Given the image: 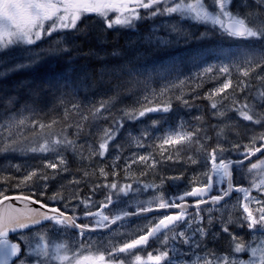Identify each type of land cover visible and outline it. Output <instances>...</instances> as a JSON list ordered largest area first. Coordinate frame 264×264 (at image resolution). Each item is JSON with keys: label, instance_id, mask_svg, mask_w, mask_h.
<instances>
[{"label": "snow or ice", "instance_id": "obj_1", "mask_svg": "<svg viewBox=\"0 0 264 264\" xmlns=\"http://www.w3.org/2000/svg\"><path fill=\"white\" fill-rule=\"evenodd\" d=\"M140 9H152L149 13L151 16L166 15L176 16L179 20H191L197 24L208 26L204 33H201L199 39H207L210 33L218 32L220 35L233 41L244 43L237 44L233 47H218L208 49V53L221 59L220 65H208L203 69L202 74L211 73L214 67H218L220 73H229L230 67H236L240 74L247 78L257 68L264 67V0H0V53L13 55V50L20 46H32L46 37H52L53 33L83 31L78 27L80 21L87 15L95 14L102 18L104 25L111 29L117 26L133 27L134 21L141 19ZM115 13V16L109 19V15ZM169 31L178 35H186L178 24L171 25ZM68 41L65 37H60L52 42L47 49L39 53H32L31 48L25 51L30 54L32 63L47 58L45 62L58 61L62 53H68L66 47ZM135 43V42H134ZM133 43V46H134ZM149 50L163 49L166 50L171 46L170 38H161L156 35L155 30L143 38ZM148 52L143 53L147 56ZM205 53L196 52L191 55L193 62L203 58ZM140 55H134L133 59H140ZM182 59V58H181ZM4 57L0 56V62ZM223 61H227L224 63ZM131 63V61H130ZM243 65V66H241ZM25 67L22 63L5 64L0 75H6L8 71L19 70ZM126 70L125 67L114 69L119 72ZM129 71H131L129 69ZM87 79V75L85 74ZM258 79L264 80V76H258ZM181 85L184 81L179 82ZM173 87L176 85L173 84ZM249 85L245 80H239L235 89L244 91ZM233 88V81L228 75L224 82L208 93V98L213 100L212 109H217L215 97L220 96L221 102L227 99L224 94L228 89ZM168 91L162 89L159 93L154 90L151 93V99L148 95L144 96L145 103L138 108L125 109L123 117L114 121L115 127L104 129L100 138L98 148L90 155H99L103 157L109 150V145L115 139L120 128L123 127V119L139 120L148 113L166 114L171 111L172 105L170 100L157 101V97H163ZM35 95V93H34ZM184 104L188 101L183 96L176 97ZM63 103V97L58 98ZM116 97H110L107 101H101L98 105L90 108L89 114L93 119L104 118L103 113L108 110ZM257 103L250 104L247 99L243 103L233 101V105L239 103L238 107H225L223 111H217L215 115L223 118L228 111H235L242 121L250 122L248 131H252V126H260L264 129V89H258L256 95ZM13 103L9 99L8 104ZM259 105V106H258ZM81 106L72 104L71 111L80 113ZM26 111H33L31 108ZM69 109L65 108V116ZM88 115L80 116L81 121H87ZM197 119H201L197 117ZM57 120L48 123L38 120H31L22 113H12L5 115L0 121V152L26 150L33 153L49 152L57 155L58 164L48 161L45 163L46 169H57L67 172V160L61 154V150L77 151L76 142L70 139L64 129L56 132L54 125ZM160 121L153 120L151 128L162 131V134L153 136L155 148L160 151L162 159L165 158L163 153L167 150L165 146L192 145L196 146V153H203V159L195 158L193 155L187 157L191 164H202L206 169L200 175L204 180L196 184V177L190 183L193 185L185 190L182 195L165 198L163 192L154 196L147 202H138L137 206L131 211L126 206L128 201L122 200L121 197H128L132 193L139 192L140 189H133L132 184L118 185V182L105 184L104 187L110 191L102 202V208L98 212L87 211L86 216L97 217L95 226L77 223L79 219L76 215H68L61 211L59 207H50L40 199H34L35 193L26 195L23 192L9 196L6 190H0V264H189L187 260H176L170 256V252L177 253L180 256L187 255L182 252L176 244L194 245L200 248L199 242L193 241V235L199 233L201 237L208 235L204 228V217L200 215L201 205L207 204L209 199L213 208L207 210L208 225L213 223V210L221 213L218 223L221 225V231L229 237V248L227 251L218 253L215 250H206L204 255H197L191 264H264V130L253 132L248 137V142L231 143L225 148L219 141L227 139L225 134L226 128L235 130V125L231 121H225L218 126L216 132L218 143L211 149L205 146V141L210 140L204 131L199 127L188 128L183 122H180L175 128L159 129ZM71 125H69L70 127ZM26 127L38 129L36 135L38 140L27 149L22 147V140L27 139L24 136ZM77 133L83 129V123H76ZM149 129H144L140 136L134 138L137 147H144V140L150 135ZM131 135V134H130ZM238 135V133H237ZM180 149H175V155L179 156ZM236 152L235 159L225 153ZM261 156L257 157V154ZM253 157H257L255 161ZM116 160L119 156L115 157ZM166 159L172 160L173 155H167ZM143 162L147 167L154 168L157 161L149 153L146 155L133 154L131 163ZM247 162V163H246ZM17 170L19 166L17 165ZM131 167V164L128 165ZM237 171L238 175L243 178L251 177L249 186L234 185L232 182L233 172ZM99 174L107 177L108 173L104 168L99 169ZM88 175L87 172L84 173ZM113 175H116L113 172ZM213 177H216L218 185L226 186L218 188L219 194L208 197L209 191L213 188ZM259 177V179H257ZM36 179L39 181H48L55 179V175H48L41 169H33L23 175L15 184L16 188L22 186L28 187L29 182ZM171 179H182L181 176L171 177ZM73 183L78 181L73 180ZM47 188V183L43 185ZM145 187H156L146 185ZM260 193L261 198L252 196V191ZM242 193L237 197L234 203H231L233 192ZM43 195V192L41 193ZM115 197V199H113ZM195 198L192 204L186 201V198ZM52 200L64 199L60 193L50 197ZM12 200L19 201L23 207H17ZM179 201V202H177ZM223 202V203H221ZM85 207L88 201H82ZM32 204L39 207H32ZM155 209L169 210L176 209L175 212L166 211L158 218H146V223L140 224L134 230L130 239L112 243L108 241L104 251L95 247L91 238L84 243L83 238L87 231H95L97 227L109 228L118 221H124L131 216H141L150 213ZM219 205V208L215 206ZM64 207H67L65 205ZM193 207L195 215L189 219L188 209ZM108 208L111 215L105 214L103 209ZM235 213V219L233 214ZM188 222L191 227L192 223L201 225L194 230L193 235L186 234L183 230H178L179 225ZM51 224V228L48 227ZM235 225L240 229H247L251 237L245 241L242 236L230 231V225ZM68 229L78 230V239L75 243H69L64 237ZM11 234H16L15 241L10 238ZM51 233V235H49ZM259 237V239H258ZM215 238V234H214ZM169 239L173 241V246L168 247ZM159 242L164 245L163 250H156V254L148 252L145 257L136 253L138 248L142 249L148 246L149 241ZM23 245V247H22ZM121 254H125L122 258ZM243 254H247L244 258ZM107 256V258H106Z\"/></svg>", "mask_w": 264, "mask_h": 264}, {"label": "trees", "instance_id": "obj_2", "mask_svg": "<svg viewBox=\"0 0 264 264\" xmlns=\"http://www.w3.org/2000/svg\"><path fill=\"white\" fill-rule=\"evenodd\" d=\"M146 13L147 11H143L144 15ZM150 19H152V17H149V20ZM147 22L145 21V17H143L138 23L137 29L139 31L130 33L125 29L101 32L94 30L93 27L85 21L84 17L78 24V27L82 28L83 31L80 33L74 32L75 34L73 36L66 39L68 42L65 46L69 48V52L62 53L58 61L45 62L47 58H44L36 63H31L30 54L25 51V49L29 47H21L19 51L13 55H7L4 61L0 62V72L3 71V65L5 64L19 62L25 65V67L19 70L8 71L6 75H0V121H2L5 115L12 113H22L31 120H38L44 123L57 120L58 123L53 126L56 132L59 133L61 129H64L65 134L70 139L74 140L77 145L76 152L70 149L61 150V152L65 154L68 169L82 174L85 168L90 169V166L94 162L103 163L101 167L108 173L107 177L105 178L97 173L96 177L92 178L93 180H88L80 192L83 198L91 196H94V198H102L110 191L108 188L104 187L105 184H111L113 182L119 183L126 176H139L142 172L147 171L149 167L143 162L131 163L134 153L136 155L146 156L151 153L152 157L157 161L154 168L162 164L169 154H172L178 162L184 163L188 162L187 157L189 155L201 159L203 153L197 155L195 144L178 145L175 146V148L172 146H165L167 150L163 153L165 158L162 159L160 151L155 148V144L158 143V141L153 140V136L162 134V131L151 128V120L160 121V130L175 128L180 122H183L185 126L190 129L199 127L204 130L201 135L206 133L208 137H211V141L207 140L204 142L205 146L209 149L216 147L218 143L216 139L218 126L222 125L225 121H231V123L235 125V130H228V128H226L225 134L227 139H221L219 141L220 143H224L232 138V143L244 144L245 142L243 139L237 138L241 137V135H245L244 138H246L247 143L248 137L252 135L253 132H259L258 129L260 126H252V131H248L247 129L249 126L239 125L238 121H240L241 118L235 111H232V116H235V118L232 119L229 118L230 114H226L221 119L217 117L215 113L219 108L224 110L225 107H238L239 103L245 101V99H241L243 93L247 95L246 99L250 104L257 103V90L264 89V80L258 79V76H264V67L257 68L247 78L243 77L236 67H230V72L227 74L220 73L218 67H214L211 73L202 74L203 69L208 65L218 66L222 62L221 59H217L215 56L209 54L208 49L221 46L223 48H229L244 42L230 40L220 35L218 32L210 33L207 39H199L198 37L200 34L204 33L208 26L197 24V30L192 36L178 41L173 40L171 46L166 50H149L148 46L143 43V38L152 33L148 32L151 26L150 24L148 25ZM142 30H145L149 34H142ZM155 33L161 38H166L163 31H155ZM93 34H95V37ZM83 36L86 37L83 38ZM106 37H110V39ZM54 40H56L55 37H46L39 41L37 45L30 46L32 53H39L41 50L47 49ZM146 51L148 54L144 56L143 53ZM196 52H203L205 54L202 59L193 62L191 55ZM136 54H139L141 58L134 60L133 57ZM223 62L227 63V61ZM63 65H67V67L63 68ZM121 67H125L126 70L119 72L113 71ZM129 69L131 71H129ZM85 74L88 77L87 79L85 78ZM42 75L44 76L42 77ZM228 75L231 76L233 81V88L228 89L222 94L228 97L222 102L220 96L215 97L217 109H212L211 103L213 100L208 98V93L216 87H219ZM181 80L184 81L182 85L179 83ZM239 80H245L249 85L244 91L235 89L236 83ZM173 84L176 86L173 87ZM165 88H167L168 91L163 97L158 96L157 101L170 100L172 105L170 112L166 114L148 113L139 120L124 118L123 127L119 129L118 134L113 140L115 141L114 146L110 147L103 157L90 155V153H94L98 148L101 138L99 134L104 129L114 128V121L123 117V111L125 109L138 108L141 104L145 103L144 96L148 95L151 99L153 90L159 93ZM181 95L188 101L187 105L176 98ZM61 96L63 97V103H60L58 99ZM110 97H116V99L111 107L103 113L104 118L93 119L88 110L98 105L101 101H107ZM9 99H11L13 103L8 104ZM234 100L239 103L233 105ZM72 104H79L81 106L80 113L71 111ZM26 107L33 109V111H26ZM197 107H200V109H197ZM65 108L69 109L67 116L64 114ZM198 110L200 111L197 112ZM81 114L88 115V120L81 121ZM197 117L201 119L198 120ZM142 121L147 122L144 129H149L151 134L144 140V147H137L134 138L139 137L144 130L139 126V122ZM76 123H83L84 125L79 133H77L75 127ZM69 125L71 126L69 127ZM37 132L38 129L26 127L24 136L27 137V139L22 140V147L24 149H27L29 145H33L34 141L39 139L36 135ZM0 140H2V138H0ZM226 145L230 146L228 142ZM226 145H224V147ZM176 148L180 149L179 156L175 155ZM54 155L55 153L52 152L47 154L39 152L33 153L20 149L16 151L0 152V190H6L7 195L19 194L21 192L31 195L34 192V197L37 199L66 210L61 203L57 204L50 199V187L47 190L43 188L45 183H52L54 179H49L46 182H36L34 178L32 182H29L28 187H15L18 180L22 178L25 173L33 169H41L50 176L55 175V177H58V173L63 166L55 170L44 168L45 163L48 161L58 164V159ZM225 155H229L231 158L235 159L237 153H225ZM116 156H119L118 160L115 159ZM129 164H131V167H128ZM17 165L19 166V170H17ZM113 172H115L116 175H113ZM213 179L215 180L214 192L219 194L218 188L224 185H218L216 183V177H213ZM250 179L251 177L247 176L241 178L236 171V183L248 187ZM257 179H259V177H257ZM184 191L172 193L165 198L182 195ZM42 192L43 195H41ZM113 199H115V197H113ZM191 199V197L186 198V200ZM102 202L100 203V207L102 206ZM204 211L205 208H201L200 214L203 215ZM81 212L82 211L77 212V214H81V216L76 215L79 217L78 221L87 224L89 217H85ZM104 213L111 215L108 208L104 209ZM189 214V216L195 215V210L189 212ZM94 218L97 219V217ZM185 223L186 222L180 225ZM155 243L156 242H153L151 245ZM151 245L143 249H137L136 252L147 250ZM124 255L125 254H121L122 257H124Z\"/></svg>", "mask_w": 264, "mask_h": 264}, {"label": "rangeland", "instance_id": "obj_3", "mask_svg": "<svg viewBox=\"0 0 264 264\" xmlns=\"http://www.w3.org/2000/svg\"><path fill=\"white\" fill-rule=\"evenodd\" d=\"M238 0H234V4L237 3ZM251 3V0H249ZM143 11H147V13L144 15ZM152 11V9H140V16L141 19L145 17V21L147 22L149 20V17H152L147 24H150V28L148 29V32H153L154 30L156 32L163 31L165 33L166 38H170L173 40H181L187 37L192 36L195 31L197 30V23L191 21V20H179L176 16H166V15H158V16H151L149 13ZM115 16V13H111L109 15V19L113 18ZM135 20L133 27H120L117 26L115 28H107L102 18L96 16L95 14L87 15L85 16V21L88 22L89 25L93 27L94 30L105 32L109 30H116L119 31L121 29H125L128 31V33L133 31H139L137 29L138 23L141 20ZM152 21V22H151ZM178 24L179 27L183 30L186 35H178L176 33H171L169 31L171 25ZM145 30H142L141 33L148 35L149 33ZM74 32H61V33H53L52 37H55V39H58L60 37H65L66 39L70 36H73ZM23 47H30V46H20L19 48ZM18 49L13 50V53H16L19 51ZM0 56H3L4 59L7 57L5 53H0ZM247 95L243 93V96L241 99H246ZM232 106L228 107L231 108ZM197 109H200V107H197ZM198 110L197 112H199ZM219 111H223V109L219 108ZM226 114H230L229 118H235V116H232V111H228ZM143 118V117H142ZM152 123V120L150 121ZM239 125L243 126H249L250 123L246 121H238ZM147 125L146 121L139 122V126L141 129H144V127ZM142 126V127H141ZM258 127V126H256ZM232 129V128H228ZM264 130L261 127H259L258 131ZM103 135V131L99 134ZM245 135H241V137L237 139H243V141L246 143V138H244ZM229 141L232 143L233 139H229L225 141L224 143L227 144ZM220 143V142H219ZM224 143H221L223 146L226 145ZM115 144V141L112 140V142L109 145L110 147H113ZM229 146H225V148H228ZM61 154L65 158V154L61 152ZM57 158V155H54ZM99 156V155H98ZM198 158V157H197ZM199 159V158H198ZM203 159V156L201 157V160ZM102 162H94L89 168H85L84 172L82 174H78L74 170L68 169L67 172L59 171L58 177L54 179V182H47V190L49 187L50 196H53L56 193H60L64 199L60 200H52L53 202L59 204L64 207L67 205V207H64V209L70 211V212H78V211H96V209L99 207L100 203L105 200V197L102 198H94V196L91 197H82L80 194L83 186H85V183L96 177V174L99 173L98 170L102 166ZM68 168V167H67ZM89 169V170H88ZM206 169L202 166V164H191L190 162H178L177 159L173 157L172 160L165 159L162 164L157 166V168H149L147 171L142 172L139 176L130 175L126 176L122 181L118 183V185L123 184H132L133 189L139 188L140 191L136 193L130 194L128 197H121L122 200L128 201L126 206L127 208L130 206H137L138 202H147L149 199H152L154 196L158 195L160 192H163L164 196L167 197L172 193L182 192L184 190L189 189L193 185L190 183V181L193 180L194 177H196V184H199L201 181L204 180V177L200 175L201 172L205 171ZM87 172L88 175L85 176L84 173ZM181 176L182 179H171V177ZM76 180L78 183H73L72 181ZM93 180V179H92ZM95 180V179H94ZM146 185H154L156 187H145ZM53 187V188H52ZM44 188V187H43ZM162 189V190H161ZM242 195H236L234 198L231 199V203H234L237 197H240ZM254 197L261 198L260 193L253 190ZM82 201H88L87 208L85 207L84 203ZM219 208V207H216ZM210 209V208H209ZM208 210V209H207ZM207 210L205 213L201 216L204 217L203 227L207 229L208 235L205 237H201L199 233H196L193 235L194 230L197 227H200L201 225H198L196 223H192L191 227L188 226V222H186L183 225H180L178 230H183L188 235H193V241L199 242L201 244L200 248H196L194 245L190 247V245H182L177 243L176 247L180 248L182 252H186L187 255L180 256L177 253L170 252V256H172L176 260H187L189 261V264H191L192 261H194L197 257V255H204V252L206 250H215L218 253H222L224 251H227L229 248V237L226 233H223L221 231V225L218 223V219L221 215L219 211L213 210L212 216H213V223L211 226L208 225V212ZM162 216L161 214H155L151 216H146L143 218L131 220L129 222H126L119 227L115 228L113 231L107 233V234H97V235H89L87 236V242L88 238L90 237L91 240L94 242L95 247L99 248L101 251H104L107 242L112 241V243H117L120 241H123L124 239H130L131 235L126 234H134V230L137 228L138 225L146 223V218H158ZM233 218L235 219V213L233 214ZM191 219V218H190ZM230 231L236 233L238 236H242L245 241H248L251 239L248 230L247 229H240L237 228L234 224L230 225ZM73 231L70 229L67 230L64 237H61V239H67L69 243H75L78 240V235L72 234ZM215 234V238H214ZM51 235V233H49ZM77 237V238H76ZM259 239V237H258ZM173 246V241L169 239L168 247ZM164 245H162L159 242H156L155 244L151 245V247L147 250H141L136 253L140 254L142 257L146 258V255L148 252H152L153 255L156 254V250H163ZM198 251V252H197ZM244 258H247V254H243ZM107 258V256H106ZM123 258V257H122ZM125 264H129V260H125Z\"/></svg>", "mask_w": 264, "mask_h": 264}, {"label": "water", "instance_id": "obj_4", "mask_svg": "<svg viewBox=\"0 0 264 264\" xmlns=\"http://www.w3.org/2000/svg\"><path fill=\"white\" fill-rule=\"evenodd\" d=\"M259 156H261V154H257V157H259ZM257 157H253L252 158V160L253 161H255L256 159H257ZM247 163V162H246ZM232 182H233V184H234V172H233V176H232ZM214 185H215V180L213 179V188L209 191V193H208V197H205V199H209L211 196H213V195H217V194H212V192H213V189H214ZM225 185H226V181H225ZM235 185V184H234ZM244 187H246V186H244ZM235 193H238V192H233L232 193V197H233V195L235 194ZM242 194V193H241ZM15 195H17V194H11V195H9V196H15ZM26 195H29V194H26ZM243 195V194H242ZM231 197V198H232ZM34 199H37L36 197H33ZM193 199H195V198H193ZM189 204H192L193 202H191V201H188V200H186ZM11 203H13L14 205H16L17 207H23V204L21 203V202H19V201H16V200H12L11 201ZM221 203H223V202H221ZM49 205V204H48ZM32 207H39V205H36V204H32L31 205ZM50 207H53L54 205H49ZM217 206H219V205H217ZM217 206H215V207H217ZM54 207H58V206H54ZM201 208L202 207H213V205L211 204V201H210V199H209V202L207 203V204H203V205H201L200 206ZM60 208V207H59ZM101 208H102V206L99 208V209H97L95 212H98V211H100L101 210ZM153 208H154V210L152 211V212H150V213H146V214H142L141 216H131V217H128V218H126L124 221H118L116 224H112L109 228H102V227H97L96 228V230L95 231H87L86 232V234H106V233H108V232H110V231H112L113 229H115L116 227H118V226H120L121 224H123L124 222H127V221H131V220H134V219H137V218H142V217H145V216H150V215H154V214H157V213H165L166 211H168V212H175V211H177L176 209H169V210H159V209H155V206H153ZM61 209V208H60ZM105 209V208H104ZM104 209H103V211H104ZM191 210H194V208L193 207H190L189 209H188V213L191 211ZM61 211H63L62 209H61ZM65 212V211H64ZM66 214H68V215H73L72 213H69V212H66ZM86 216V215H85ZM96 221V220H95ZM77 223H80V222H78L77 221ZM93 226H95V225H93ZM75 230H77V229H75ZM78 231V230H77ZM12 235H14V234H11L10 233V238H11V236ZM12 239V238H11Z\"/></svg>", "mask_w": 264, "mask_h": 264}, {"label": "flooded vegetation", "instance_id": "obj_5", "mask_svg": "<svg viewBox=\"0 0 264 264\" xmlns=\"http://www.w3.org/2000/svg\"><path fill=\"white\" fill-rule=\"evenodd\" d=\"M236 195H239L238 193H235L233 196H236ZM76 214H77V212H76ZM82 214H84L85 215V213L84 212H82ZM77 215H79V216H81V214L79 213V214H77ZM87 222H88V224H90L91 222V224H94L95 223V221L94 220H92L91 218H89V220H87ZM48 227L49 228H51V224H48ZM72 234H74V235H78V233H76V232H73ZM87 236H88V234L87 235H85V237L83 238V242L84 243H87ZM78 237V236H77ZM76 237V238H77ZM11 238L15 241V238H16V234H14V235H12L11 236ZM78 239H80L79 237H78ZM154 242V241H153ZM152 241H150V245L153 243ZM22 247H23V245H22Z\"/></svg>", "mask_w": 264, "mask_h": 264}, {"label": "bare ground", "instance_id": "obj_6", "mask_svg": "<svg viewBox=\"0 0 264 264\" xmlns=\"http://www.w3.org/2000/svg\"><path fill=\"white\" fill-rule=\"evenodd\" d=\"M101 31V30H100ZM86 35V34H85ZM94 35V37H95V34H93ZM103 35V34H102ZM86 36H83V38H85ZM90 37V36H89ZM104 37V36H103ZM121 37V36H120ZM106 38H108V37H106ZM117 38V37H116ZM108 39H110V37L108 38ZM94 41V40H93ZM73 44V43H72ZM87 44V43H86ZM85 44V45H86ZM77 45V44H76ZM81 45V44H80ZM88 45V44H87ZM89 46V45H88ZM78 48V47H77ZM79 50V49H78ZM14 54V53H13ZM13 57V56H12ZM93 58V57H92ZM19 60V59H18ZM99 60V59H98ZM97 60V61H98ZM6 62V61H5ZM11 62V61H10ZM53 62V61H52ZM32 63V62H31ZM13 64V63H12ZM95 64V63H94ZM54 65H55V62H54ZM60 65V64H59ZM41 66V65H40ZM57 66V65H56ZM97 66V65H96ZM3 67H4V65H3ZM42 67V66H41ZM65 67H67V65L65 66V65H63V68H65ZM39 68V67H38ZM92 68V67H91ZM42 69V68H41ZM54 69H56V68H54ZM37 70V69H36ZM44 70V69H43ZM47 70H48V68H47ZM46 70V71H47ZM51 70V69H50ZM21 71V70H20ZM39 71V70H38ZM42 71V70H41ZM41 71H40V73H41ZM61 71V70H60ZM43 72V71H42ZM43 74V73H42ZM15 76V75H14ZM35 76V75H34ZM44 75H42V77H43ZM39 77V76H38ZM17 79V78H16ZM127 79V78H126ZM2 80V79H1ZM21 80V79H20ZM31 81V80H30ZM21 82V81H20ZM9 83V82H8ZM19 83V82H18ZM24 84V83H23ZM2 85V84H1ZM35 86V85H34ZM4 88V87H3ZM13 88V87H12ZM20 88V87H19ZM15 90H17V89H15ZM2 93V92H1ZM58 93V92H57ZM14 94V93H13ZM15 95V94H14ZM20 95V94H19ZM81 95V94H80ZM6 96V95H5ZM25 96V95H24ZM57 96V95H56ZM68 96V95H67ZM14 99V98H13ZM18 99V98H17ZM69 99V98H68ZM72 99H74V98H72ZM67 101H71V100H67ZM126 101V100H125ZM16 105V104H15ZM23 105V104H22ZM1 107V106H0ZM24 107V106H23ZM5 113H7V112H5ZM39 113V112H38ZM142 127V126H141ZM139 129V128H138ZM217 139V138H216ZM211 141V140H210ZM53 188V187H52ZM162 190V189H161ZM177 195V194H176ZM155 216V215H154ZM154 218V217H153ZM131 234V233H130ZM198 252V251H197Z\"/></svg>", "mask_w": 264, "mask_h": 264}]
</instances>
